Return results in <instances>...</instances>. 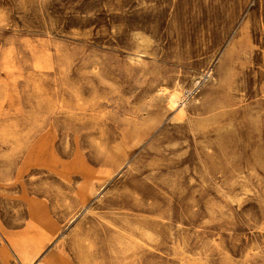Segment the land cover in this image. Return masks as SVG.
Masks as SVG:
<instances>
[{
    "label": "rangeland",
    "instance_id": "obj_1",
    "mask_svg": "<svg viewBox=\"0 0 264 264\" xmlns=\"http://www.w3.org/2000/svg\"><path fill=\"white\" fill-rule=\"evenodd\" d=\"M26 249L264 264V0H0V264Z\"/></svg>",
    "mask_w": 264,
    "mask_h": 264
},
{
    "label": "bare ground",
    "instance_id": "obj_2",
    "mask_svg": "<svg viewBox=\"0 0 264 264\" xmlns=\"http://www.w3.org/2000/svg\"><path fill=\"white\" fill-rule=\"evenodd\" d=\"M255 3V2H254ZM151 56V55H150ZM172 103H174V107H172L173 109L176 108L179 104L182 105L181 100H174L172 101ZM33 230L35 231L33 237L31 238L33 240L34 243H41V240H43L45 238V236L47 235V231H46V213L44 210H42L41 207L37 208V211L34 212V216H33ZM26 255L24 256L25 261L27 260L28 264H31L34 258V255L31 250L26 249Z\"/></svg>",
    "mask_w": 264,
    "mask_h": 264
}]
</instances>
